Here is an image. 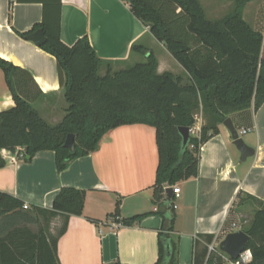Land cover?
Returning <instances> with one entry per match:
<instances>
[{"label":"trees","instance_id":"trees-1","mask_svg":"<svg viewBox=\"0 0 264 264\" xmlns=\"http://www.w3.org/2000/svg\"><path fill=\"white\" fill-rule=\"evenodd\" d=\"M123 1L183 72L159 73L157 58L139 43L132 44L131 53L145 60L118 69L113 65L121 61L100 58L87 36L72 46L64 44L59 38L61 0H42L45 18L31 31L43 30L40 48L56 59L66 106L61 119L48 122L32 104V88L37 86L29 72L0 57L14 101V106L0 111V168L6 164L3 151L22 153L29 162L37 152L51 150L60 172L74 159L96 151L104 135L118 126L154 127L158 163L152 200L163 219L155 264H178V238L172 234L174 197H167L165 189L198 175L200 147L219 133L218 125L226 117L250 107L256 110L264 102V34L243 18L251 0H234L232 11L217 20L207 17L200 0ZM48 13L54 15V23L46 20ZM198 113L205 123L183 145L178 127L192 128ZM69 133L74 134L73 150L64 146ZM85 196L84 189L61 187L51 208L25 209L23 201L0 191V264H59L57 242L70 216L82 214ZM258 203L244 228L251 259L243 264H264V202ZM147 214L114 219L122 226H135ZM57 218L59 225L52 231ZM202 237L204 244L194 241L193 264H225L227 255L219 247L208 250L213 235Z\"/></svg>","mask_w":264,"mask_h":264},{"label":"crops","instance_id":"crops-1","mask_svg":"<svg viewBox=\"0 0 264 264\" xmlns=\"http://www.w3.org/2000/svg\"><path fill=\"white\" fill-rule=\"evenodd\" d=\"M262 14L254 21L244 20L263 32ZM44 18L42 0H0V57L29 72L37 86V90L32 88V104L54 123L63 116L56 115L58 110L66 106L57 62L26 39ZM54 18L52 13L46 16L51 23ZM82 36H87L100 58L111 61L128 60L132 44L145 37V45L157 42L123 0H61L60 40L72 46ZM157 44L165 52L155 54L158 72L182 73L163 44ZM12 106L14 101L0 69V111ZM228 117L237 131L246 130L239 136L255 148V155L240 162L222 123L219 133L200 147L198 175L176 183L180 193L174 199L172 234L178 238V264H193L194 241L204 244L203 235H213L211 243L219 247L228 233L240 230L243 222L249 223L258 202H264V102L256 110L250 107ZM203 123L204 117L197 114L196 135ZM5 158L6 164L0 168V191L24 204L49 209L61 187L86 191L82 214L70 216L67 230L57 242L59 264L157 262L163 219L155 212L157 205L152 200L158 163L154 127L118 126L104 135L96 151L74 159L60 172L51 150L37 152L29 162L15 155ZM142 213L148 214L135 226H122L114 219Z\"/></svg>","mask_w":264,"mask_h":264},{"label":"water","instance_id":"water-1","mask_svg":"<svg viewBox=\"0 0 264 264\" xmlns=\"http://www.w3.org/2000/svg\"><path fill=\"white\" fill-rule=\"evenodd\" d=\"M26 39L33 41L36 45H41L45 41V35L42 29H37L33 33L26 36ZM222 124L227 128L230 133L232 144L239 152L240 162L245 161L249 157L255 155V148L247 145L241 136L238 135L236 128L234 127L230 117H226ZM179 133L182 136V143L185 145L188 141L190 130L188 127L179 126ZM64 146L74 149V134L69 133L66 135ZM167 197L172 196V189L170 187L165 189ZM249 240V235L242 231L237 230L228 233L224 239L219 243V248L222 252L228 255L231 259H236L243 253L245 246Z\"/></svg>","mask_w":264,"mask_h":264},{"label":"rangeland","instance_id":"rangeland-1","mask_svg":"<svg viewBox=\"0 0 264 264\" xmlns=\"http://www.w3.org/2000/svg\"><path fill=\"white\" fill-rule=\"evenodd\" d=\"M203 8L205 9L206 15L211 20H217L222 18L223 16L227 15L232 11L234 0H200ZM264 12V0H253L250 4H247L245 6V9L243 11V18L249 21H254L255 18H260L261 14ZM263 17V14H262ZM262 20V19H261ZM147 42L146 37L139 42V44L144 45L147 49H150L153 51V54H157L162 56L163 53H165L162 48L155 42V45L152 46L150 44H144ZM148 46V47H147ZM150 47V48H149ZM166 55V54H165ZM145 58L143 55L133 52L131 57L126 61H121V63H116L113 65L114 69H118L121 67H127L132 66L136 62H142ZM104 72V70L102 71ZM63 109H59L57 112V116L63 115ZM199 115V113H198ZM195 125H193L194 127ZM3 155L7 156L9 155V152L3 151ZM248 222H243L240 225V230L244 231V228L247 226ZM59 222L57 220H54V222L51 224V230L56 231V228L58 227ZM35 228V227H34ZM238 227H234L233 230H237Z\"/></svg>","mask_w":264,"mask_h":264},{"label":"built area","instance_id":"built-area-1","mask_svg":"<svg viewBox=\"0 0 264 264\" xmlns=\"http://www.w3.org/2000/svg\"><path fill=\"white\" fill-rule=\"evenodd\" d=\"M263 34H264V28H263ZM189 130H190V134L196 135V134H195V129H194L193 127L190 128ZM245 131H246V130H241V131H237V133H238V135H241V134H243ZM4 156H5V155H4ZM10 156H12V155H11V153L9 152V155H7V156H5V157H10ZM15 156H17L18 158H22V157H23V154H22V153H19V154L15 155ZM166 188H168V187H166ZM171 189H172V196L174 197V199L177 198V197L179 196V193H180V188H179V186H178L177 184H175V185H173V186L171 187ZM164 194L166 195V192H164ZM166 196H167V195H166ZM28 207H29V205H27V204H24V205H23V208H25V209L28 208ZM172 207H173L174 209H175V207H176L174 201H173V203H172ZM156 209H157V208H155V210H156ZM233 225H234V224H233ZM208 250H209V251H213V250H214V245H213L212 243L208 245ZM223 259L226 261V264H243V263L246 262V260L251 259V254H250L249 250H246V251H244L243 253H241V254L238 256V258H236V259H231L228 255H227V256H224Z\"/></svg>","mask_w":264,"mask_h":264}]
</instances>
